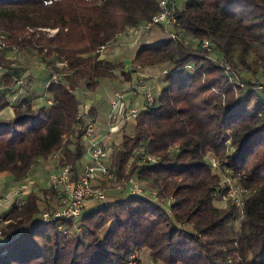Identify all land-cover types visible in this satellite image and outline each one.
I'll return each mask as SVG.
<instances>
[{"label":"trees","instance_id":"1","mask_svg":"<svg viewBox=\"0 0 264 264\" xmlns=\"http://www.w3.org/2000/svg\"><path fill=\"white\" fill-rule=\"evenodd\" d=\"M99 1L0 0L6 42L0 113L13 109L12 117L0 118V173L19 183L44 161L55 162L58 171L69 166L75 180L84 173L87 122L78 118V89L95 92L104 79L130 81L137 66L169 71L134 132L110 146L106 164L113 177L93 181L106 191L121 185L122 194L109 200L107 192L109 201L47 223L43 212L65 206L54 183L31 192L20 207L11 201L0 214V264H124L135 250L158 264H264V90L258 89L264 83V0L187 1L169 29L176 37L151 27L164 36L140 44L129 71L96 51L159 14V0ZM206 40L214 56L199 46ZM15 51L38 57L48 70L45 95L15 99L22 87ZM224 61L244 87L226 76ZM94 114L88 109L96 123ZM131 178L164 202L132 193L124 184ZM225 179L247 190L242 209L231 199L223 203Z\"/></svg>","mask_w":264,"mask_h":264},{"label":"built area","instance_id":"2","mask_svg":"<svg viewBox=\"0 0 264 264\" xmlns=\"http://www.w3.org/2000/svg\"><path fill=\"white\" fill-rule=\"evenodd\" d=\"M54 0H44L45 4H51ZM94 1V0H90ZM104 0H100L99 2H103ZM189 0H159L160 13L154 16L151 20L142 23L141 25L133 28H129L123 33L118 34L117 39L114 43L119 41V38H131L134 41H139L153 26H162L164 27L169 34L175 38L176 34L170 32L169 26L177 23V18L175 16V12L180 4H185ZM53 35L57 32V29H43ZM110 45L105 44L100 46L96 53L98 57L101 58L103 52ZM196 45V44H194ZM6 46V42L4 41V37L0 35V49H3ZM199 46L207 52L208 57H211L214 54V49L210 41H203ZM66 62L60 63V65H65ZM189 68L192 66L189 65ZM223 67L226 73V76L231 80L235 81L236 84L240 87L245 86V82H243L239 77L236 76L231 64L224 61ZM136 68H142V66H137ZM2 71V66L0 65V72ZM169 71L167 69L163 70L162 74H167ZM51 81L57 82L58 75L54 73L52 75ZM23 80L18 79L17 84H22ZM258 89L264 90V83L258 84ZM131 94H142L145 99L144 106H152L155 102V94L148 85L146 80L138 79L136 83L131 86L130 89ZM128 92L124 90H117L113 95L109 98V103L111 105V110L108 115V129L109 133L118 132L121 127L131 120H136L141 111L143 110L139 106L130 105L128 98ZM51 103V101H49ZM78 118L86 119L87 131L85 134V138L87 140V152L88 156L91 160V164L86 166L84 173L78 180H75L72 177V171L69 166H63L60 168L58 172L53 174L52 181L58 187V192L62 195V202L65 203V206L56 211L53 215L50 212L45 211L42 213V218L44 223L49 222L52 218L56 217H78L82 211V209L86 206L89 201H100L107 202L108 195L107 191L104 188H97L93 185V181L97 178L106 179L112 178L113 173L108 168L106 164V159L109 154V147L106 141H103L102 138H99L95 134L96 123L89 117L88 110L84 109L80 111ZM59 153H56L53 157L57 158ZM150 159L155 160L154 157L149 156ZM210 160L213 166L218 165V160L213 155L210 157ZM124 184H128L131 192L134 194H138L144 196L154 202L163 203L164 200L158 195L157 191L145 190L138 182L135 181L134 178L129 179ZM227 187V196L232 197L236 203V206L240 209L244 206V198L247 195V190L240 188L241 186L235 184L231 179L226 180ZM123 189L121 185L118 186V189ZM21 190H14L9 192L7 195L0 197V207L6 205V209L9 207V203L15 200L17 206L24 205L27 200L24 194L20 193ZM22 192V191H21ZM170 203H174L175 200L173 197L170 198ZM2 218L0 217V222ZM2 230H0V236L2 235ZM138 250L132 252L128 259L124 264H137L139 261ZM140 264V263H139Z\"/></svg>","mask_w":264,"mask_h":264},{"label":"crops","instance_id":"3","mask_svg":"<svg viewBox=\"0 0 264 264\" xmlns=\"http://www.w3.org/2000/svg\"><path fill=\"white\" fill-rule=\"evenodd\" d=\"M164 34L159 29H152L150 32L148 31L138 42L134 41L131 38H119L117 43L109 45L107 49L102 54V59L109 61L111 63H124L126 71L133 69L132 60L136 54L138 46L142 43H153L161 38H163ZM20 55V54H19ZM19 55L15 56L17 62L20 60ZM28 56L27 54H24ZM18 68L21 73V77L25 75L21 70V66L18 64ZM135 72H133L132 79L130 81L124 80L122 77L117 79H104L101 81L100 85L96 89L95 92H91L88 90V94H93V97H86L85 92L78 89L76 94H78L81 102H82V110L86 109H94L95 110V121H96V130L95 134L99 138H102L103 141L108 142L110 137L113 136L115 133H109L108 127V115L111 110V105L109 103V98L111 95L117 91L115 88H120L118 90H127V98L130 105L139 106L142 109L144 108L145 99L142 94H131L130 89L131 86L141 79L140 77L145 76L146 82L149 86H151L154 94H159L162 91L163 87L165 86V82L162 76V70L160 68H134ZM146 71H149L148 73ZM37 84L30 82L29 87H20L19 92L15 96V99L21 100V98H31L36 99L38 95H45V90L47 89L50 83V77L48 78V70L44 66H40L37 70ZM30 76V81L32 80ZM149 77V78H148ZM144 78V79H145ZM148 78V79H147ZM39 83V84H38ZM37 86V87H36ZM103 91L106 93L104 94ZM13 116V109L11 107L5 109L0 113L1 117H12ZM136 121L131 120L127 122V124L121 129L127 133H133L135 130ZM91 164V160L89 156H84L79 164V172H83L88 166ZM55 162L51 161H44L37 166H35L30 173L29 177L22 181V183L17 182L13 179L12 174L10 172H2L0 173V197L7 195L9 192L14 190H21L20 193L24 194L26 200L29 198V195L33 191L40 190L39 184L42 183L45 179H48V187L53 184L52 176L56 172H58L56 168ZM113 195H116L114 190H111ZM113 199V197H109V200ZM108 200V201H109ZM97 204V201H90L87 204V207H91ZM10 209V208H9ZM6 205L0 207V214H5ZM5 238L0 236V245L4 243ZM148 255H145V257ZM149 257V256H148ZM150 258V257H149ZM155 260V259H154ZM151 259V261L154 262ZM156 261V260H155ZM155 263V262H154Z\"/></svg>","mask_w":264,"mask_h":264},{"label":"rangeland","instance_id":"4","mask_svg":"<svg viewBox=\"0 0 264 264\" xmlns=\"http://www.w3.org/2000/svg\"><path fill=\"white\" fill-rule=\"evenodd\" d=\"M180 5L182 6L183 4H180ZM171 26L172 25L169 26V29L171 28ZM49 33H52V32H49ZM16 54H18V53H16V51H15V52H13V54H11V56L15 59L16 58L15 57ZM214 54H212L211 56H214ZM19 57H20L19 58L20 60L17 63L22 67L21 70H22L23 74L25 73V75L22 76L23 83L22 84H18V85L19 86H23V87H29L30 82H33V83L37 84V76L35 74H37V70L40 68V66H44V65L40 62V60H39L38 57L36 58V57L29 56V55L26 56L24 54H20ZM146 72L148 73L149 71H146ZM30 76L33 77V78L31 77L32 78L31 81H30ZM145 76L146 75H144V76H142L140 78L143 79V78H145ZM145 80H146V78H145ZM262 80L264 82V79H262ZM115 89L116 90L122 89V87H120V88H117L116 87ZM79 90H80V92L81 91L85 92V95L88 98L94 96L91 93L88 94L87 88H83V89L80 88ZM124 91L126 92L127 90H124ZM103 93L105 94L106 92L103 91ZM126 124H127V122H126ZM126 124H124V125H126ZM123 132H124V130H122V131L119 130L118 132H116L115 134H113L112 137H110V139L108 140V142H106L108 144V147L109 148H111L110 146L116 147L117 145H119L121 143L122 136H123ZM48 179H45L44 181H42L41 184H39L40 190H43V189L47 188V186H49L48 185ZM224 181H226V179ZM232 181L235 182V184L241 186L240 188L245 189V187L242 186L240 183H238V182H236L234 180H232ZM141 184H143V183H141ZM225 184H226V182H225ZM111 190H114L116 192V195H113L111 193L112 192ZM107 192H108V194H109L110 197H115V196H119V195L122 194L121 188L118 189L117 186L116 187H112V186L110 187V186H108ZM222 198L224 200V202H223L224 204H227L226 203L227 202L226 200H229V199H231V200L234 201V199L232 197L227 196V193H224L222 195ZM87 204H88V202H87ZM234 204L236 205L235 201H234ZM145 255H147V254L146 253H143V252L142 253L140 252L139 257H138L139 258V261L137 262V264H139V263L140 264H158V261H155L153 258H149L148 256L145 257ZM151 259L154 260L155 263L153 261H151Z\"/></svg>","mask_w":264,"mask_h":264}]
</instances>
